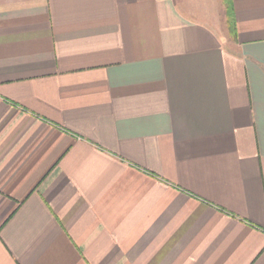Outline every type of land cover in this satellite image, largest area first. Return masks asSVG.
<instances>
[{
  "label": "crops",
  "instance_id": "obj_1",
  "mask_svg": "<svg viewBox=\"0 0 264 264\" xmlns=\"http://www.w3.org/2000/svg\"><path fill=\"white\" fill-rule=\"evenodd\" d=\"M0 264H264V0H0Z\"/></svg>",
  "mask_w": 264,
  "mask_h": 264
}]
</instances>
